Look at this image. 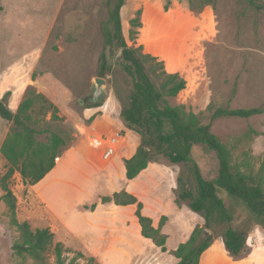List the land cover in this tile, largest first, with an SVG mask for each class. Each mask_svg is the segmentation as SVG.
I'll list each match as a JSON object with an SVG mask.
<instances>
[{
	"label": "rangeland",
	"instance_id": "rangeland-1",
	"mask_svg": "<svg viewBox=\"0 0 264 264\" xmlns=\"http://www.w3.org/2000/svg\"><path fill=\"white\" fill-rule=\"evenodd\" d=\"M189 2L126 0L125 10H122L124 36L130 47L143 46L145 53L165 63L168 73H179L188 81L190 87L186 88L187 91L171 99L170 103L184 105L187 111L202 114L201 121L211 125L212 133L230 151L232 166L248 175H262L264 115L250 119H213V115L218 108L246 110L264 107V14L251 9L242 0H193L198 8H202L199 12L192 11ZM260 2L264 4V0ZM109 11L106 0H0V86L5 89L4 95L19 87L24 88L26 94L35 84L34 89L39 94L51 102L56 98L60 116L66 121L42 123L40 119L38 126L42 129L47 127L69 139L72 147L80 142L82 136L91 145L92 133L86 129L90 123L83 117L86 106L106 101L112 93L117 97L115 87L129 93V79L118 66L105 78L98 76L104 49L103 26L109 20ZM138 11H141L142 26L136 29L138 34L132 39L130 21L136 18ZM148 42L152 44L148 46ZM120 53L115 55V61ZM97 78L106 81L99 99L94 94ZM62 89L66 94L61 93ZM67 102L76 117L70 113ZM9 132L10 125L0 119V199L5 195V184L16 198L18 221L27 222L32 231L49 228L55 237L43 263L27 255L18 256L13 245L20 239V234L12 225L9 207L0 201V264H57V243L72 251L64 254L68 262L75 253H82L85 259L79 260L80 264H85L89 258H95L99 264L160 263V258L149 250V246H144L147 252H140L135 261L125 263L120 250H113L114 253L101 263L99 258L91 256L77 243L75 247L63 243L55 214L46 212L37 189L33 191L31 186H26L18 172L6 178L11 166L1 154V146ZM121 133L125 135L126 131L121 130ZM124 142L127 145L132 143L133 136L128 134ZM124 152L125 149L113 158ZM191 157L206 180L218 177L219 161L206 145L194 146ZM108 162L103 161L100 154L93 164L94 170L79 172L80 178L91 182L88 195L84 196L86 201L96 200L98 193L108 196L113 189L124 185L122 167L109 169L108 173L114 172L111 178L97 171L105 169ZM153 163L175 167L177 177L189 175L188 166L171 165L164 157H157ZM108 180L113 183L109 185ZM176 189L173 192L177 199ZM46 197L55 206L60 204V199H56L53 192L47 191ZM220 197L234 213L233 227L249 224L250 235L248 253L242 258L235 259L225 253V249L219 252L215 248L212 255L222 261L217 264H235L252 254L250 262L264 264V229L251 224L243 205L225 191H221ZM197 227L203 228L204 225ZM172 229L168 232L172 237L169 246L173 248L180 236L176 237ZM224 229L223 225L213 226L214 241L220 240Z\"/></svg>",
	"mask_w": 264,
	"mask_h": 264
},
{
	"label": "trees",
	"instance_id": "trees-1",
	"mask_svg": "<svg viewBox=\"0 0 264 264\" xmlns=\"http://www.w3.org/2000/svg\"><path fill=\"white\" fill-rule=\"evenodd\" d=\"M249 7L264 14V4L260 0H242ZM110 11L109 20L103 26L104 49L100 58L99 77L105 78L118 66L129 79V93L115 87L121 102V120L125 127L141 136V145L136 154L125 160L126 178L133 180L138 177L157 157H164L171 165H186L189 175H180L177 180L176 203L186 204L191 211L201 216L205 225L195 228L189 240L181 244L173 255L179 259L177 264H200L203 254L214 243V225H223L221 234L224 249L229 256L238 259L248 253L250 226L233 227L234 213L220 197L225 191L231 198L243 205L249 213L251 224L264 229V170L262 175L254 176L236 170L231 164V153L212 133L211 125L201 121L202 114L187 111L184 105L174 106L171 99L177 98L187 88V80L179 73H168L165 63L152 54L144 52V47H130L124 36L122 10L126 0H106ZM192 11L199 12L193 0H190ZM124 8V9H123ZM141 11L130 21V36L135 39L136 29L141 28ZM120 53L119 59L114 60ZM11 92H7L0 100V119L10 125V132L1 146V154L9 163L10 170L6 178L18 172L26 186L40 183L56 166L57 159L72 146L69 139L49 128H39L41 122L66 121L60 116L59 108L34 87L26 92L16 113L9 108ZM85 103V102H84ZM105 101L95 102L86 109L99 108ZM264 115V107L233 110L218 108L213 119L234 117L250 119ZM37 117V118H35ZM94 117L89 120L92 123ZM203 144L216 154L219 161V175L215 180H206L191 154L194 146ZM4 201L12 214V225L20 234V239L13 245L15 253L29 256L43 263L44 255L53 245L54 233L49 229L32 231L27 222L20 223L16 218L17 202L13 192L7 185L3 186ZM102 203L115 202L119 206L136 205V217L142 228V235L151 239L163 253L167 236L162 228L167 222L163 216L159 227L152 225V220L143 215V204L126 191L112 196L102 197ZM97 205L85 207L94 211ZM212 233H211V232ZM72 253L62 243L55 246L57 264H80L84 254L75 253L69 262L64 256ZM85 264H99L95 258H89Z\"/></svg>",
	"mask_w": 264,
	"mask_h": 264
},
{
	"label": "crops",
	"instance_id": "crops-1",
	"mask_svg": "<svg viewBox=\"0 0 264 264\" xmlns=\"http://www.w3.org/2000/svg\"><path fill=\"white\" fill-rule=\"evenodd\" d=\"M148 43L152 44V42ZM33 86L36 87L35 84ZM187 87L189 88L190 85L188 84ZM4 90L0 86V100L4 97ZM63 90L61 93H65ZM185 91L187 90L185 89L182 92ZM11 93L8 105L12 112L16 113L24 99L25 89L19 87ZM52 101L60 109L56 98H53ZM67 106L70 113L75 116L68 102ZM121 111L122 107L115 93L108 95V99L102 107L84 109L83 117L85 119L90 120L94 117L92 123L86 127L92 133L90 137L94 134H109L121 132V130L126 131L125 139H127L128 134L133 136V142L128 145L124 142L120 150H126V153H123L124 155L121 152L120 155L108 162L105 169L97 170L95 168V170L102 174L105 173L108 178H111L114 172L108 173V170L111 168L112 170L114 168L121 169L122 167L124 185L119 189H113L108 197L121 191H126L136 197L143 204V215L152 220V225L156 229L159 227L163 216L168 218L162 228V233L167 236L166 247L168 251L166 253H163L160 248L155 246L151 239L143 237L142 228L136 217V205L119 206L115 202L104 204L101 198L105 196L100 193H98L96 200H85L91 188V182L88 179L80 178L78 174L80 171L90 173L92 168L94 170L93 164L100 158V153L94 150L83 136L80 142L70 148L62 158H59L55 168L40 183L31 187L33 191L37 189L46 212L55 214L54 219L59 223L63 237L62 241L67 246L75 247L79 245V247L87 249L91 256L99 258L102 261L101 263L107 256L114 253L113 250H120L119 253L124 256L125 263L128 260L135 261L139 258L140 252H147L144 246H149V250H152L160 258V263L156 264H177L179 259L171 253L176 251L181 244L186 243L194 229L197 226L202 227L205 225V221L201 216H197L198 214L191 211L187 205L182 204L181 207L177 205L173 192L178 184V172L175 167L152 162L135 179L128 180L126 178L125 160L131 159L136 154L141 145V138L138 133L125 127L120 119ZM69 118L71 117L69 116ZM107 182L109 185L113 183L111 180ZM47 191L53 192L55 198L60 199L58 206H55L46 197ZM165 192L168 196L164 194ZM85 195L86 197H84ZM169 200L171 201L169 202ZM93 205H97L94 211L85 208ZM186 218L190 222H187ZM170 228H173L172 230L176 237L180 236L176 246L173 248L169 246L172 239L168 232ZM76 243L78 245H75ZM142 247L145 249L144 251ZM224 247L223 239H216L210 249L203 254L200 264L222 262L212 255V251L218 248V251L222 252ZM101 250L104 251L102 252ZM135 250L138 251L135 252ZM252 255L250 258L235 264H254V262H250Z\"/></svg>",
	"mask_w": 264,
	"mask_h": 264
},
{
	"label": "built area",
	"instance_id": "built-area-1",
	"mask_svg": "<svg viewBox=\"0 0 264 264\" xmlns=\"http://www.w3.org/2000/svg\"><path fill=\"white\" fill-rule=\"evenodd\" d=\"M124 140L121 132L94 134L90 137L91 147L102 155L103 161L107 162L120 152Z\"/></svg>",
	"mask_w": 264,
	"mask_h": 264
},
{
	"label": "water",
	"instance_id": "water-1",
	"mask_svg": "<svg viewBox=\"0 0 264 264\" xmlns=\"http://www.w3.org/2000/svg\"><path fill=\"white\" fill-rule=\"evenodd\" d=\"M106 87V81L101 78L95 79V97L96 99H99L102 95L104 88Z\"/></svg>",
	"mask_w": 264,
	"mask_h": 264
},
{
	"label": "bare ground",
	"instance_id": "bare-ground-1",
	"mask_svg": "<svg viewBox=\"0 0 264 264\" xmlns=\"http://www.w3.org/2000/svg\"><path fill=\"white\" fill-rule=\"evenodd\" d=\"M148 44V46H150L151 44L150 43H147ZM59 159H57V161H58Z\"/></svg>",
	"mask_w": 264,
	"mask_h": 264
}]
</instances>
